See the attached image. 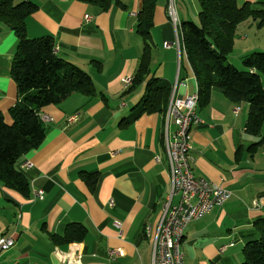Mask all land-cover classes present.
Masks as SVG:
<instances>
[{
    "label": "crops",
    "instance_id": "0c3cea01",
    "mask_svg": "<svg viewBox=\"0 0 264 264\" xmlns=\"http://www.w3.org/2000/svg\"><path fill=\"white\" fill-rule=\"evenodd\" d=\"M187 1L176 0L179 22H194L196 6L193 0L189 11ZM13 2H31L37 7L25 20L27 35L51 37L56 56L84 71L96 96L87 100L73 94L60 105L39 111V116L50 119L45 123L46 135L16 166L28 183V193L22 195L0 184V237L15 241L13 248L0 255V264H153L154 242L165 208L178 201V196H171L164 149V136L171 135L175 125L166 111L139 115L133 111L144 88L142 82L130 89L143 49L135 34L141 0H123L124 10L111 6L104 13L72 0ZM250 23L233 45L231 54L237 53V66L247 56L264 51V25ZM174 40L166 0H157L150 31L149 75L165 80L170 95L175 86L173 97L184 99L197 92V84ZM15 47L13 33L0 26V112L6 124L11 123L8 110L17 101V88L10 77ZM123 80L130 81L127 88ZM237 107L239 112H235ZM196 114L200 123L190 131L192 174L221 185L231 197L224 206L187 226L182 243L184 264H239L252 224L264 218V152H247L255 139L245 133L246 104L235 105L222 91L212 89L208 104L197 107ZM71 118L75 119L69 123ZM86 174L96 176L93 188ZM69 224L85 227L86 237L63 246L53 244L49 236H61ZM116 249L121 255L109 260L107 250Z\"/></svg>",
    "mask_w": 264,
    "mask_h": 264
},
{
    "label": "trees",
    "instance_id": "16d2710c",
    "mask_svg": "<svg viewBox=\"0 0 264 264\" xmlns=\"http://www.w3.org/2000/svg\"><path fill=\"white\" fill-rule=\"evenodd\" d=\"M97 8L101 13L111 6L124 10L123 0H72ZM197 22L182 21L179 26L180 50L197 84L198 107L208 104L211 90L223 92L235 104L247 105L245 133L255 139L247 152H264V51L253 53L241 61L242 70L227 63L232 53L237 27L249 19L264 25V2L237 5V0H197ZM157 0H141L136 15L135 34L143 43L142 57L131 80V88L144 85L142 96L134 106L138 114H164L170 98L168 83L150 74L148 66L152 45L150 31ZM37 11L31 2L15 4L0 0V26L16 38L10 77L17 88V101L8 110L11 125L7 126L0 112V184L7 189L26 195L29 186L17 170V164L26 153L37 149L46 135V127L39 119V111L46 106H58L73 94L92 99L96 96L90 77L76 66L56 56L51 37L30 38L25 20ZM148 76V77H147ZM147 77V78H146ZM146 78V80H145ZM129 89V91H130ZM96 176L86 174V182L96 184ZM87 230L80 224H69L61 236L50 235L58 246L81 242ZM249 240L241 249L239 264H264V218L252 224ZM210 264H217L215 262Z\"/></svg>",
    "mask_w": 264,
    "mask_h": 264
},
{
    "label": "built area",
    "instance_id": "2783aa9c",
    "mask_svg": "<svg viewBox=\"0 0 264 264\" xmlns=\"http://www.w3.org/2000/svg\"><path fill=\"white\" fill-rule=\"evenodd\" d=\"M172 1V0H170ZM166 15L172 24L174 31V46L178 47V36L176 34V22L178 21L175 4H167ZM168 48V44L163 45ZM129 80H123L125 88L129 85ZM191 95L184 99L174 100V125L175 131L172 133V154H166L169 179L172 185L171 196H178L175 205H168L165 208L162 220L158 227V233L153 249V264H184L182 248H176L175 238L177 234H184L187 226L192 222L202 219L214 208L224 206L230 199L231 193L221 185L213 184L204 179L194 177L191 171L192 158L190 156L191 134L193 126L200 121L190 114ZM239 112V108H235ZM46 118V122L50 119ZM75 118H71L69 123ZM30 168V164H25ZM39 199L43 198L41 192L37 193ZM112 206V201L108 202ZM259 205V204H258ZM257 203L253 207L258 208ZM115 228L120 230V224L114 222ZM15 245V241L10 238L8 242L0 243V255L9 251ZM121 255L120 250H107L109 260H114ZM64 264H72L67 261Z\"/></svg>",
    "mask_w": 264,
    "mask_h": 264
},
{
    "label": "bare ground",
    "instance_id": "6f19581e",
    "mask_svg": "<svg viewBox=\"0 0 264 264\" xmlns=\"http://www.w3.org/2000/svg\"><path fill=\"white\" fill-rule=\"evenodd\" d=\"M179 26H180V22L178 20L176 22V34L178 36V47L180 49V45H179V34H178V32L180 30L179 29ZM129 85H130V82H129ZM174 91H175V86L173 88L172 94L170 95L169 102H168L167 109H166V115H167V117L171 116L173 118H174L173 108H174V100H175V98L173 97L174 96V94H173ZM124 104H126V103H124ZM197 107H198V98H197V92H196V93H194V94L191 95L190 114L195 118V120L199 121V118L197 117V114H196ZM39 119H40V121L43 124L47 123L45 116L40 115L39 116ZM68 122H69V120H68ZM168 144H172V134L171 135L165 134V136H164V149H165V154H172V145H168ZM171 192H172V185H171ZM183 237H184V234H177L176 235V238H175L176 248H182ZM10 238L11 237H0V243L1 242H8L10 240ZM154 247H155V242H154Z\"/></svg>",
    "mask_w": 264,
    "mask_h": 264
},
{
    "label": "rangeland",
    "instance_id": "374dc122",
    "mask_svg": "<svg viewBox=\"0 0 264 264\" xmlns=\"http://www.w3.org/2000/svg\"><path fill=\"white\" fill-rule=\"evenodd\" d=\"M238 1V6H241L243 3H244V1L243 0H237ZM167 4H176V0H172V1H170V0H166V8H167ZM193 0H188L187 1V7H188V9H189V11H191L192 9H193ZM194 4H195V6H196V8H195V10H196V14H195V18H194V22H197V15H198V10H199V4H198V1L197 0H194ZM255 5V7H257V8H260V5L259 4H254ZM176 6V5H175ZM182 6V10L183 11H186V7H185V4H182L181 5ZM180 7V6H179ZM188 11V12H189ZM191 21V20H190ZM256 23L257 24V22L256 21H252V19H249L247 22H245V23H242V24H240L238 27H237V36H236V38L237 37H239L240 35H244L245 33H246V31H248L247 30V28L250 26L249 25V23ZM250 23V24H251ZM257 26V25H256ZM258 32V31H257ZM242 33V34H241ZM244 37V36H243ZM235 38V41H234V43L235 42H237V39ZM239 42L237 43V46H239ZM236 50H239V47H236ZM234 54V53H233ZM233 54H230L229 55V57H228V59H227V63L229 64V65H231L232 67H234L235 69H237V70H242V67L241 66H237V64H236V62H235V58H236V54L237 53H235V55H233ZM232 55L234 56L233 58H232ZM232 58V59H231ZM261 81H262V84H263V86H264V77H262L261 78ZM7 126H10L11 125V123L10 124H6ZM262 133H264V127H263V129H262Z\"/></svg>",
    "mask_w": 264,
    "mask_h": 264
}]
</instances>
